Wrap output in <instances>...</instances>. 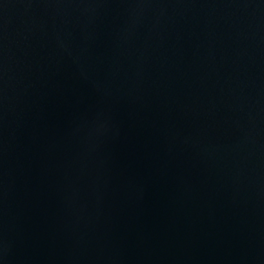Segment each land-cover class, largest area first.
<instances>
[{
	"label": "water",
	"instance_id": "1",
	"mask_svg": "<svg viewBox=\"0 0 264 264\" xmlns=\"http://www.w3.org/2000/svg\"><path fill=\"white\" fill-rule=\"evenodd\" d=\"M0 264H264V0H0Z\"/></svg>",
	"mask_w": 264,
	"mask_h": 264
}]
</instances>
